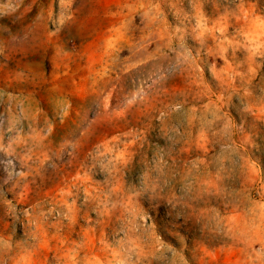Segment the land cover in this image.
Segmentation results:
<instances>
[{"label":"rangeland","instance_id":"obj_1","mask_svg":"<svg viewBox=\"0 0 264 264\" xmlns=\"http://www.w3.org/2000/svg\"><path fill=\"white\" fill-rule=\"evenodd\" d=\"M0 264H264V0H0Z\"/></svg>","mask_w":264,"mask_h":264}]
</instances>
